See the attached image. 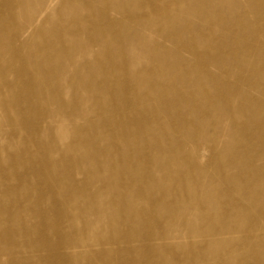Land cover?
Instances as JSON below:
<instances>
[{
  "label": "bare ground",
  "instance_id": "obj_1",
  "mask_svg": "<svg viewBox=\"0 0 264 264\" xmlns=\"http://www.w3.org/2000/svg\"><path fill=\"white\" fill-rule=\"evenodd\" d=\"M44 1L47 3L44 12H52L48 18L54 15V18H59V26L52 29L58 35L57 39L55 42L47 40L43 44L48 46L40 57L30 52L20 57L19 46L41 44L29 36V40L18 39L17 27H13L9 19L13 16L12 8L19 2L23 3V0H0V58L4 52L9 51L10 54L9 57L5 56L4 65L0 63V85L7 84V81L3 82L2 73L8 74L7 66H13L15 82L21 84L23 97H35L36 93L31 87L38 83L41 102L58 100L62 108L73 110L78 101L72 99L67 102L62 98L59 91L60 72H71V68H88L81 82H91L94 86L93 105L97 104L104 121L86 124L103 127L108 133L93 131L89 137L76 136L66 154L61 152L59 158L51 159L50 151L57 138L49 135L41 141L38 132L43 127L42 119L55 115L46 113L47 108L36 107L33 102L29 113H17L18 116L14 117L9 114L12 104H28L27 100L17 98L13 91L0 88V135L14 133L10 129L3 132V120L15 123L19 126L15 136H6L13 141L10 150L28 144H33L38 150L36 153L30 150L24 152V156L36 160L27 165L23 172L5 166L6 160L0 161V228L3 230L0 231V264H180L174 254L175 250L180 249L183 250L177 255L183 257L184 264H205L211 260L213 264H264V235L257 237L254 234L261 231L262 224L253 226L246 220L237 226L233 222L241 214L238 212L247 208L240 203V199L248 200L255 206V195L264 191V179H261L264 177V164H253L256 155L264 160V137L254 142H249L245 137L246 143L236 139L232 142L236 143L232 148L219 150L217 157L230 156L226 163L234 168L233 174L228 176L225 173L227 165L218 167L213 179H220L224 186L214 190L206 188V183L197 182L201 176L190 171L202 166L207 148L197 149L194 146L192 151L196 153L184 155L177 150H167L161 142L162 137L175 130V124L179 133L184 130L191 132L192 128L188 126L190 122L205 123L200 120V114L205 110L220 114L224 109H230L231 96L235 93H238L236 106L231 111L245 116L250 114L252 129L253 124H258L256 120L263 115L256 110V100H264V73L258 72L257 64L264 63V26L259 27L248 20L244 23L241 17L254 15L264 21V0H246L249 2L247 10L230 12L229 16H223L214 9L227 0H99V5L94 3L95 0L91 3L80 0ZM193 1L197 2V12L184 8ZM56 2L61 4V10L53 8ZM80 3L87 16H80ZM165 7L167 10H163ZM109 10L119 19L113 18ZM69 12L77 16L72 19V15L69 19ZM96 15L100 16L99 20H91L90 17ZM208 15L220 19L218 30L213 27L206 29L203 24L188 18L195 16L206 20L209 19ZM2 16L6 18L1 19ZM38 21L28 19L24 36L26 33L34 35L47 31L40 27ZM9 22L11 29L8 28ZM133 24L140 29L133 28ZM83 31L87 35L84 34V42H80L89 45L97 38L104 44V52L93 61L86 57L89 55L86 52L79 62L76 58L78 45H68L64 40V34L78 35ZM4 33H8L7 40L2 38ZM106 33H110L113 39ZM245 34L252 37L253 42ZM198 36L202 40H198ZM205 36L218 37L220 41L214 44L205 40ZM131 39L139 42V47L153 64H163V68L156 65L152 69L146 67L134 74L128 73V65L136 66L137 60L143 62L141 55L126 53L124 48ZM116 41L122 42V45L113 58L110 47ZM182 49L189 50L195 59L183 58L180 55ZM238 50H242V53L239 54ZM231 60L232 66L228 67ZM30 61L33 69L28 73L26 64ZM95 64L97 67L93 69ZM206 65L219 70L214 75L220 77V82L214 84L216 94L210 93L200 83V67L206 79L210 82L213 80L214 76L207 71ZM235 65L238 68L235 77L239 82H235L237 85L232 88L226 84L227 78L223 74L232 73ZM182 67H186V70L180 74L178 72ZM122 70L124 73L120 78ZM44 72L47 77L43 75ZM170 73L179 74L181 83L177 86H183L186 93H179L173 85L169 87V97L163 99L161 94L165 84H160L154 93H135L138 82H162L169 78ZM76 75L69 74L66 82H74ZM154 77L157 81H153ZM97 82H104L106 101L113 103L110 110L103 109V92L97 90ZM247 82L259 85L242 90L241 84ZM129 87L133 90L131 96H128ZM48 92L49 96L46 95ZM71 92L77 94V90ZM251 92H256L260 97ZM152 96L160 100V107L156 110L147 105L138 107L140 98L149 101ZM198 98L201 99L200 103H197ZM216 100L218 102L213 104ZM168 102L178 104L170 106ZM185 107L188 112L184 115L182 111ZM163 112L171 117L170 126L165 127L157 117ZM180 119L184 120L176 122ZM187 120L190 122L187 123ZM29 128L33 133L24 137V130ZM65 134L66 131H62V139H65ZM100 139L109 140L111 144L101 148L97 145ZM47 142L48 146L44 145ZM177 143L182 145L181 141ZM83 145L87 147L86 153L72 157L68 163L64 161L68 153H74ZM5 146V142L0 143V157L7 153ZM246 146L250 149L240 151ZM41 147L44 151H41ZM41 160L45 162L44 167H41ZM182 170H185L187 178L180 181L177 177ZM205 171L201 170L200 174ZM77 172L84 177L80 182L76 178ZM257 179L261 180L255 183ZM83 186H90L94 190L88 193ZM201 193L202 200L198 198ZM114 196H117V201ZM203 200L209 203L208 207L203 205ZM210 205L214 206L215 212ZM261 209L264 210L263 207ZM92 215H98L97 220H91ZM192 215L194 218L199 215L198 223ZM207 217L211 219L207 220ZM249 217L253 221L256 215L249 214ZM212 219L226 224L225 229L214 224L206 228L203 222L209 224ZM153 220L163 221L166 227H158ZM22 221L26 223L22 226L37 234L40 232L41 236L48 235V241L41 242V237L39 241L19 240L17 235L21 233L12 232L9 227H22ZM102 222H107V232L99 230ZM176 223L181 227H174ZM195 223L199 227L195 228ZM47 228L49 233L44 232ZM226 233L228 236L237 233L240 237L235 244L230 242L233 237H218L226 236ZM35 252L42 255H35ZM238 252L243 260L234 255ZM167 254L173 258L170 259ZM96 256H100V259Z\"/></svg>",
  "mask_w": 264,
  "mask_h": 264
},
{
  "label": "rangeland",
  "instance_id": "obj_2",
  "mask_svg": "<svg viewBox=\"0 0 264 264\" xmlns=\"http://www.w3.org/2000/svg\"><path fill=\"white\" fill-rule=\"evenodd\" d=\"M82 3H91L93 2L92 0H80ZM99 0H95L94 3L96 4H101V1ZM27 2L28 4H23ZM72 2V1H71ZM77 2V1H76ZM156 2V0L154 1ZM18 3V2H17ZM23 3H18V5H15L14 8H12V14L13 16L9 19H11L12 21V25L13 27H17V32H18V39H28L29 37H32L31 40L33 41H37L41 44V46L39 45H30L26 43V45H21L19 46L20 50H19V56L23 57L24 53L25 56H27L30 53L32 54H36L37 57L41 56V53L44 51V49L48 46V45H43L47 40L50 41H56L57 39V34L56 32L52 31V29H54L56 26H59L57 21L59 20V18H48V16H50L52 14V12L48 11V12H44L47 3L44 0H23ZM79 3V2H78ZM80 3L79 4V14H81L80 16H87V12L86 11H82L83 10V4ZM158 3V2H157ZM196 1H193L191 4H189L188 6H185L184 8L186 10H192L194 12L199 11L197 5H196ZM53 8L55 10L59 9L61 10V4L59 2H56L53 6ZM249 8V2L246 0H233V1H225L222 4H218V7L214 8L218 11L219 14L223 15V16H229L230 12H237L239 10H247ZM163 10H167V7H165V9L163 8ZM207 12H209L210 10H206ZM205 11V13L207 14V12ZM108 12V11H107ZM41 13V14H40ZM54 14H56L54 12ZM109 14L113 17V18H117L119 16H116V14L112 11L109 10ZM252 14V13H251ZM73 15V16H72ZM76 14H74V12H69L68 18L70 19V17L72 16V19L75 17ZM77 16V15H76ZM186 17V16H185ZM209 19H202L201 17H188L191 21L196 22L197 24H203L206 29L207 28H214L215 30L219 29V23H221L220 19H216L215 16L213 15H208ZM5 16H2L1 19H5ZM91 20H95L98 21L100 16L98 17L96 15V17H90ZM8 19V20H9ZM28 19H30L31 21H34L36 19H38V24L40 25L41 28L43 29H47V31H43V32H39L38 34L35 33L34 35L30 34H25L24 36V30L25 27L27 26L28 23ZM242 22L246 23V21H252L255 22L256 24L259 25V27L264 26V21H260V19H258L257 16L253 17H249V16H242L241 17ZM89 22V21H87ZM35 24V23H34ZM68 24V23H67ZM37 26V24H35ZM138 26L133 24V28H137ZM8 28L11 29L10 26V22L8 23ZM140 29V28H137ZM152 29L156 30L155 27H153ZM52 31V32H51ZM47 32V33H46ZM84 34L87 35L86 32H81L78 35H74L71 33L68 34H64V40L65 43H67L68 45H78V50L76 54V58L78 59V61H82L85 57L86 52L89 53L88 56H86L87 58H91V61H93L97 55L101 54L102 52H104V44L102 41H100L99 39L95 38L93 40V42H91L89 45L82 43L84 42ZM106 35L108 37L111 36L110 33H106ZM29 36V37H27ZM249 41L253 42L252 37L248 36V35H244ZM8 33H4L2 34V38L7 40L8 39ZM112 37V36H111ZM201 36H198V40H202L200 38ZM205 40H208L210 42H213L214 44H218L220 39L217 38H211L208 36H205ZM113 39V37H112ZM82 41V42H80ZM258 42V41H257ZM255 45H258V43L254 42ZM122 42L117 43L114 42V45L111 48V52L113 55V58L116 57L119 48H121ZM139 42L136 39H131L128 42V45L126 48H124L126 50V53L128 52L130 55L131 54H136V55H141L142 56V60L143 62H140L137 60V65L136 66H131L128 65L127 67V72L130 74H134L138 71H140L143 68L147 69H152L153 66L158 65L159 68L162 67L163 68V64H153V61H150V59L148 58V55H146L145 51H143L140 47H139ZM171 46V44L169 45ZM55 48H57L56 46H54ZM239 54L242 53V50H238ZM5 54H1V58H0V63L2 65H4L5 63V56L9 57V51ZM180 55L185 58V59H189V60H194L195 57L192 55V53L189 50H185L182 49L180 52ZM201 56V60H203V54L200 53L199 54ZM170 56H174V55H170ZM233 60V59H232ZM232 60L230 61V63L227 64L228 67L232 66ZM257 60V58H256ZM217 62V61H216ZM201 64H203V62H201ZM205 64V63H204ZM27 71L28 73L32 72L33 66L31 64V61L26 64ZM8 67V74H5L4 72L2 73L4 76L3 82L7 81L6 85H0V88L4 89L5 91H13V93H16L17 98H23L26 99L28 104H24V105H20L18 103H13L11 106V110H10V115L12 116H18L17 113H29L30 109L32 107V103H35L36 107H44L47 108L48 111L46 113L48 114H52L55 115L53 118H50L49 116H46L42 119L43 121V127L41 128V130H39L38 135L41 136V141H43L44 139L46 140L48 138L49 135H51V137H56L57 141L56 143H54L53 148L50 151V157L51 159H57L59 158L61 152L63 154H66L68 152V148L71 145L73 139L76 136H85V137H89L91 136V133L93 131H102V132H106L108 133L106 130H104L103 127H99V126H87L86 123L89 124H98L101 121H104L103 116L98 112L97 110V104L93 105V101H92V95L93 92L95 91L94 86L92 85L91 82H81L82 77H84L87 72H88V68H71V72H67V73H62L61 74V82L59 83V91L62 92V98L65 101H71L72 99H76L78 101V103L76 104L75 108L73 110H67L65 108H62V106L60 105L59 101L56 100L54 102H41V100L39 99V91H40V85L38 83L34 84L31 88L35 91L36 96L35 97H30V99L23 97V95L20 93V89H21V84H18V82H15L16 78L14 76L13 73V66H7ZM97 65L95 64L94 66H92V68H96ZM227 67V68H228ZM258 68V72L259 73H264V63H259L257 64ZM207 69V71L211 74V75H215L218 74L219 70L214 67V66H207L205 67ZM145 70V69H144ZM186 70V67H182L180 69V71L178 73L182 74L183 71ZM124 70H122V72L120 73V78H122V74ZM238 68L237 66H233L232 67V73H228L227 74H223V76H225L227 78V85L230 87H234L235 82H239L236 80L235 74L237 73ZM198 72L200 73V83L201 85L207 89L210 93L212 94H216L217 91L214 87V84L217 82H220V77H213L212 82H210L208 79H206V74L204 72V70H202V67H200V69L198 70ZM71 73H75L78 74L76 75V78L74 80V82H66V80H68V76ZM178 73H170V76L167 80H163L162 82H138L139 84L137 85L136 89H135V93H145L147 91H151L152 93H154V91H156L158 89V86L160 84H165L162 87V94L161 97L163 99H166L167 97H169V94H171V92H169V87L171 86H176V89L179 93L184 92L186 93V90L184 89L183 86H177L178 84L181 83V79L179 77ZM250 74V73H249ZM43 75L45 77H47V73L44 72ZM247 75V74H246ZM252 76V74H251ZM173 78V79H172ZM64 79V80H63ZM153 81H157V78L154 77ZM216 81V82H215ZM2 82V80H1ZM129 83H133V82H129ZM103 84L104 82H97L98 88L97 90H99V93L103 92V94L101 95L103 98V109L104 111L106 110H110L112 108L113 103H109L106 101V95H105V91L103 89ZM259 83L253 84L252 82H247L246 83H242L240 88L242 90H246L250 87H256L258 86ZM103 89V90H102ZM72 90H77V94L75 95L73 92H71ZM254 93L255 96L260 97L259 94H257L256 92H251ZM237 94L235 93L231 96V108L236 106V100H237ZM47 96H49V92L46 94ZM56 95V94H55ZM133 95V90L131 87H129V92H128V96ZM32 96V95H31ZM101 98V100H102ZM201 99L198 98L197 103H200ZM216 102H218V100L214 101L213 104H215ZM257 104H256V110L258 112H262L263 117L256 120L258 122V124H253V129L250 128V123L253 122V120L251 118H249V115L245 116L239 113H236L235 111L232 112L231 108L230 109H224L220 114H218L216 111L214 110H205L204 112H202L200 114V120H204L205 123H199V122H190L187 120L188 126H190L192 128L191 132H186L184 130V132L179 133L178 132V128L177 125L175 124L174 126V131L171 132L168 136L166 137H162L161 138V142H162V146H164L167 150H177L179 153L187 155V154H192V153H196L192 151V148L194 146H197V149L203 147V148H207L208 150L205 153V157H204V161L201 163L202 166H198V167H194L191 168L190 171H192L196 176H201L200 178H197V182H202V183H206V188L210 189V190H214L216 188H218L219 186H224L223 182L218 179L215 178L213 179L214 175H216L217 171H218V167L219 166H223V165H227L226 169H225V173L229 176L233 174V168L234 166H231L230 164L226 163L227 161H229L230 156L225 155V157L221 156V157H217L219 150L223 151L227 148H232L236 143H232L234 142L236 139L240 141V143L245 141V137H247V139H249V142L251 141H255L256 139L258 140L259 137H264V100H256ZM168 104L170 106H174L176 104H178V102H168ZM138 107L142 108L143 106H149V107H153L155 108V110L161 106V102L158 98L152 96L150 98L149 101H145L144 98H140L138 100L137 103ZM81 111V112H80ZM83 111V114H82ZM129 111V110H128ZM127 111V112H128ZM188 112V108L185 107L183 108L182 113L185 115ZM1 113V111H0ZM166 112L163 113H159L158 114V118L160 121H162L163 125L166 126H170V121H171V117H168L166 115ZM90 118V119H89ZM181 120L184 119H180L177 120L176 122H180ZM185 124V121H184ZM59 126H61V128H58ZM4 131L6 130H13L14 133L13 135H6L4 133V135H0V143H6V154H4L2 157H0V161L2 160H6L7 163H5L4 165L7 167H14L16 168V170H18V172H23L26 171L25 167H27V165H31V163L35 162V158L30 157V156H24V152L25 151H31L32 153H36L37 148L36 146H34L33 144H28L25 145L21 148V146H16L14 149L10 150L13 141L6 138V136H15V132L16 130H19V126L15 123H10L6 120H3V125L1 126ZM32 129L29 128L27 131L24 130V137L29 136L31 133ZM62 131H66L65 134V139H62ZM79 131V132H77ZM61 134V135H59ZM37 136V134H36ZM175 139L174 141H172L171 139ZM177 139V140H176ZM15 141V140H14ZM182 142L181 144H178L177 142ZM20 143V140H19ZM110 143V141H106V140H98L97 141V145L101 148H105L106 146H108ZM114 143V142H113ZM48 142L44 143V145L48 146ZM111 144V143H110ZM120 144V143H119ZM122 146V144H120ZM24 149V150H23ZM247 149L249 150L250 148L248 146L246 147H242L240 148L241 150ZM10 150V151H9ZM41 151H44V148L41 147ZM87 152V147L85 145L81 146L78 150H76L74 153H68L66 157H64V161L66 163L70 162L72 157H77L83 153ZM258 154V153H257ZM15 155L14 157H11ZM255 155V154H254ZM90 158V157H89ZM92 161H94L92 158H90ZM40 163V162H38ZM95 163V162H94ZM35 164V163H34ZM254 165H263L264 164V160L260 159L258 157V155L255 156V160L253 162ZM45 162L41 160V167H44ZM96 168H99V165H97L95 163ZM201 170H206L205 173L200 174ZM209 171V172H208ZM212 172V173H211ZM205 174H207L206 176H204ZM159 175H162L161 173H159ZM76 178L77 180L80 182L81 179H83V175L79 174V172L76 173ZM178 179H180V181L186 180V173L185 170H182L180 175L177 177ZM213 179V180H212ZM261 179H264L261 178ZM261 179H257L255 181V183H258L259 180ZM149 179H146V182H148ZM226 181V180H225ZM246 183H248V181H246ZM54 187V186H53ZM86 187V186H83ZM56 188V187H54ZM94 189L90 186L86 187V192L88 193H92ZM188 192V191H186ZM255 196H257L256 199H254V201L256 202V205L253 206L250 204V202L248 200L245 199H240V203L247 206L245 211H239L238 213H241L238 217H236V220L233 221L237 224V226H239L238 223L241 222H245L247 220L248 223H251L253 226H257L258 224H262V229L261 231L258 232H254V234L257 237L263 236L264 235V210L261 209V207L264 208V191H261L259 193H257ZM116 198V201L118 200L117 196H114ZM201 200L203 198V194H199V197ZM46 204V203H43ZM203 205H205L206 207L209 206L208 202H205L203 200ZM210 209L215 212L214 206L210 205ZM249 214L252 215H256V218L252 221V218L249 217ZM233 215H235L233 213ZM97 216L98 215H92L90 217L91 220L95 221L97 220ZM193 220H197V223L200 220L199 215L197 217L194 218V216L192 215ZM211 218L207 217V220H209ZM28 221H31L30 219H28ZM212 221V223L206 224L203 222V224L206 226V228H210L212 226V224L216 225V226H220L221 229H225V225L226 224H222L219 220L217 219H212L210 220ZM33 222V221H31ZM153 222L158 226V227H166V224L163 221H154ZM197 223L194 224L195 228L199 227L197 226ZM25 221H22L20 223V225H25ZM10 225V224H9ZM12 225H14V223H12ZM174 227L180 228L181 226L178 225L177 223L174 225ZM11 228L12 232H17L19 231L21 234L17 235L18 239L23 241V240H37L39 241V237H41V242H46L48 241L47 238L48 235H43L41 236L40 232L37 234L36 232L30 230L29 228L25 227V226H18L17 225L14 227H9V229ZM99 230L101 232H107V222H102L101 223V227L99 228ZM0 231H3L2 228H0ZM49 233L50 230L49 228H47L44 232ZM43 232V231H41ZM221 239H229L231 237H233V244H235L234 242H237L238 238L240 237L239 234L237 233H233L230 236H228V234L226 233V236H218ZM219 239V240H221ZM180 243H183L182 241H180ZM230 244V243H229ZM12 245V244H10ZM259 245V244H258ZM257 245V246H258ZM237 246V244L235 245ZM204 247V246H203ZM206 248V247H204ZM241 248V247H240ZM183 250V249H180ZM180 250H175L174 254H176V259L179 260L180 264H184L183 261V257L182 256H178L177 253ZM42 255L41 252H35V255ZM234 255L238 256L241 260H243V256L241 253H234ZM117 256V255H116ZM167 256L172 259L173 257L170 254H167ZM97 258L100 259V256H96ZM119 257V256H117ZM137 256H135L136 258ZM121 258V257H120ZM212 263V260L210 261ZM210 262H205L206 263H210ZM43 264H46V262H43ZM54 264H56V262H54ZM213 264V263H212ZM221 264V263H219Z\"/></svg>",
  "mask_w": 264,
  "mask_h": 264
}]
</instances>
